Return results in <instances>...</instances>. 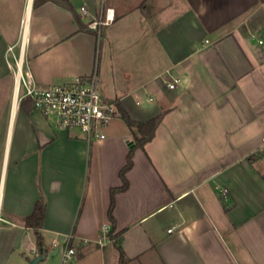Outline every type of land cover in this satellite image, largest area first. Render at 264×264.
Instances as JSON below:
<instances>
[{"label":"crops","instance_id":"obj_1","mask_svg":"<svg viewBox=\"0 0 264 264\" xmlns=\"http://www.w3.org/2000/svg\"><path fill=\"white\" fill-rule=\"evenodd\" d=\"M68 1L73 13L0 0V264L40 254L24 224L39 199L37 264H63L69 240L79 248L69 264H117L100 234L132 143L118 118L92 142L57 129L25 97L16 64L40 88L95 72L133 120L163 113L114 198L127 264H264V159L249 160L264 138V0ZM106 8L114 20L88 27Z\"/></svg>","mask_w":264,"mask_h":264},{"label":"built area","instance_id":"obj_2","mask_svg":"<svg viewBox=\"0 0 264 264\" xmlns=\"http://www.w3.org/2000/svg\"><path fill=\"white\" fill-rule=\"evenodd\" d=\"M82 15L86 14L84 8L81 9ZM114 20V12L106 8L104 16L97 22H91L88 27L95 28L97 24L108 25ZM262 44V41H258ZM15 75L18 83L25 89V97L28 98L35 110L45 117H53L55 126L59 130H79L87 140L104 139L103 129L108 123L116 118V110L113 102L108 101L100 92L98 85V76L94 72L85 78H76L74 81L55 85L46 88L37 87L31 81L29 72L21 70L19 65L15 66ZM180 83L179 78H173L171 82L166 83L169 90H173ZM262 148L264 149V138L262 139ZM222 197L226 196L224 190L220 191ZM109 226H104L101 230L102 237L108 242L106 233ZM170 232V230H168ZM101 245V242H98ZM74 249L63 252L62 263L69 264L74 256Z\"/></svg>","mask_w":264,"mask_h":264},{"label":"trees","instance_id":"obj_3","mask_svg":"<svg viewBox=\"0 0 264 264\" xmlns=\"http://www.w3.org/2000/svg\"><path fill=\"white\" fill-rule=\"evenodd\" d=\"M38 0H35L37 3ZM40 1V0H39ZM51 1L54 2L73 13L71 5L68 0H41V2ZM27 100L31 103V101L27 98ZM32 104V103H31ZM116 110V118L120 119L124 125L128 128L132 136V147L128 149L126 155V161L124 166L119 170L118 177L120 179L121 185L116 188L110 189V201L107 209V220L109 222V230L106 233V238L110 241L111 245L117 252V264H127V258L124 255L122 249V235L124 233L123 230L116 232L115 231V221L112 216V211L114 207V198L115 195L121 192H124L128 188V181L126 179V174L133 166L132 157L133 153L137 149H143L144 145L150 142L153 137L155 130L160 123L163 113H159L146 121H136L133 120L129 114L124 110L120 103L113 102ZM257 156L251 155L249 160L255 159ZM45 214V203L42 199H39L35 202L32 214L24 219V224L27 228L32 229L35 237V246L36 250L39 253L44 251V243L42 236L40 234V230L42 229L43 220ZM102 237V233L100 234ZM74 249L72 241L69 240L67 244V250ZM77 252L79 253V248L75 249V253L73 259L78 257ZM72 259V260H73Z\"/></svg>","mask_w":264,"mask_h":264},{"label":"water","instance_id":"obj_4","mask_svg":"<svg viewBox=\"0 0 264 264\" xmlns=\"http://www.w3.org/2000/svg\"><path fill=\"white\" fill-rule=\"evenodd\" d=\"M129 148L132 147V143H130ZM51 256H53V253L48 254V258H50ZM44 258V255L42 253L38 254V256H36L33 260H31L29 262V264H37L38 262H40L42 259Z\"/></svg>","mask_w":264,"mask_h":264},{"label":"rangeland","instance_id":"obj_5","mask_svg":"<svg viewBox=\"0 0 264 264\" xmlns=\"http://www.w3.org/2000/svg\"><path fill=\"white\" fill-rule=\"evenodd\" d=\"M97 25H99V24H97ZM96 25V26H97ZM96 26H95V28H96ZM254 156H257L259 159H264V149L262 148L261 149V151H258V152H256L255 154H253ZM264 170V169H263ZM264 172V171H263Z\"/></svg>","mask_w":264,"mask_h":264}]
</instances>
